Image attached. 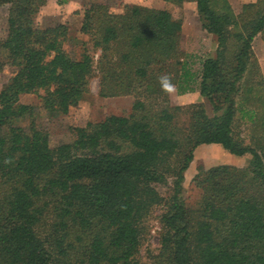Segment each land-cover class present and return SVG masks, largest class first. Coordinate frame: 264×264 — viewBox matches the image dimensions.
Masks as SVG:
<instances>
[{"label": "trees", "instance_id": "1", "mask_svg": "<svg viewBox=\"0 0 264 264\" xmlns=\"http://www.w3.org/2000/svg\"><path fill=\"white\" fill-rule=\"evenodd\" d=\"M48 1L0 0L10 6L0 72L13 71L0 90V264H142L145 220L158 206L155 264H264V83L253 46L264 34V0L239 14L228 0H164L195 3L216 39L196 71L182 21L168 10L91 4L81 32L101 51L100 96L137 98L128 117L71 128L73 141L57 146L36 117L67 115L90 93L96 68L88 51L78 59L66 49V24L36 25ZM163 75L179 94L199 92L214 115L170 103ZM27 95H41L40 105L22 103ZM238 119L252 124L251 142L237 135ZM202 145L250 161L201 171L191 208L183 183Z\"/></svg>", "mask_w": 264, "mask_h": 264}, {"label": "rangeland", "instance_id": "2", "mask_svg": "<svg viewBox=\"0 0 264 264\" xmlns=\"http://www.w3.org/2000/svg\"><path fill=\"white\" fill-rule=\"evenodd\" d=\"M234 12L239 14L245 4L255 3L257 0H228ZM93 3H102L110 6L114 13H121L125 5H139L155 9H166L171 12L176 20H181L183 24L182 49L190 58L192 70L199 69L201 59L214 56L217 49V42L213 35L203 30L196 4L185 2L182 5H176L164 0H49L42 7L36 19V25L39 28H47L66 24L69 27V39L66 42V49L75 57L82 58V55L88 51L95 62V72L90 79V93L79 103L72 107L67 115L57 118L40 112L36 117V122L44 127L50 134L52 146L63 143H70L74 136L71 128H84L89 123H98L107 117L125 116L132 113L133 104L136 96L121 97H102L100 96V74L97 64L101 51L95 50L90 37L81 32L83 13ZM9 5L0 6V40H4L8 33ZM254 53L261 69L264 83V34L258 35L253 44ZM13 75L11 69H5L0 72V90L9 82ZM264 86V85H263ZM188 104L178 105L179 98L177 87H171L169 101L177 106H189L191 104H203L207 114L213 116V108L210 102L201 97L199 92H191ZM43 94V93H42ZM41 95H27L21 99L22 103L30 105H40ZM157 102V101H156ZM160 102V100L158 101ZM236 133L246 143L251 142L252 124L244 119H238ZM26 126L28 121L19 122ZM202 145L195 150L194 160L185 173L183 183V199L188 207L198 208L201 201V190L195 183V177L201 172L218 165H233L235 157L227 153L221 146ZM237 158V156L235 157ZM239 159V157H238ZM250 158H240L236 164L237 167L246 168ZM163 196H167L168 188L159 187ZM164 212L162 206L155 207L145 220L144 233L140 247L138 259L142 264H155L156 257L161 250L162 224L161 216Z\"/></svg>", "mask_w": 264, "mask_h": 264}, {"label": "crops", "instance_id": "3", "mask_svg": "<svg viewBox=\"0 0 264 264\" xmlns=\"http://www.w3.org/2000/svg\"><path fill=\"white\" fill-rule=\"evenodd\" d=\"M192 93H186V94H181V95H179V98H178V105H185V104H188V99H189V97H190V95H191ZM198 95H200V94H198ZM210 147H216V146H210ZM236 157V156H235ZM235 157H232V159H234V163H233V165L234 166H237V164H236V162L240 159V157H239V159H238V157L237 158H235Z\"/></svg>", "mask_w": 264, "mask_h": 264}, {"label": "clouds", "instance_id": "4", "mask_svg": "<svg viewBox=\"0 0 264 264\" xmlns=\"http://www.w3.org/2000/svg\"><path fill=\"white\" fill-rule=\"evenodd\" d=\"M159 79H160L162 88H164L165 91H171L170 78L167 75H163Z\"/></svg>", "mask_w": 264, "mask_h": 264}]
</instances>
